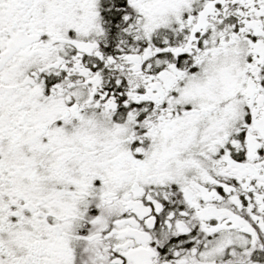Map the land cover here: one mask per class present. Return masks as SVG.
<instances>
[{
    "label": "snow or ice",
    "instance_id": "1",
    "mask_svg": "<svg viewBox=\"0 0 264 264\" xmlns=\"http://www.w3.org/2000/svg\"><path fill=\"white\" fill-rule=\"evenodd\" d=\"M0 264H264V0H0Z\"/></svg>",
    "mask_w": 264,
    "mask_h": 264
}]
</instances>
